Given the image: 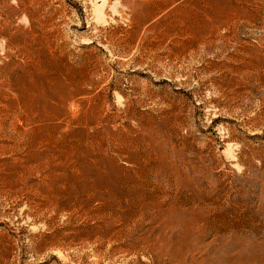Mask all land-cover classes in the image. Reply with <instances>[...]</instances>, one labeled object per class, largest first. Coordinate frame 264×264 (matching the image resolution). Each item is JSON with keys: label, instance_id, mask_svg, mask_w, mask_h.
Wrapping results in <instances>:
<instances>
[{"label": "rangeland", "instance_id": "1", "mask_svg": "<svg viewBox=\"0 0 264 264\" xmlns=\"http://www.w3.org/2000/svg\"><path fill=\"white\" fill-rule=\"evenodd\" d=\"M0 264H264V0H0Z\"/></svg>", "mask_w": 264, "mask_h": 264}, {"label": "bare ground", "instance_id": "2", "mask_svg": "<svg viewBox=\"0 0 264 264\" xmlns=\"http://www.w3.org/2000/svg\"><path fill=\"white\" fill-rule=\"evenodd\" d=\"M100 178L104 179L101 176H100ZM101 179H99V177H93L87 181L79 182L76 185V187L74 188V190L70 191L71 193L80 192L82 195L80 197H77V196L72 197V198H74L75 202H74V208H71V210L72 209L76 210L79 208L82 209V208L87 206L88 211H89L93 207V206H90L91 201H99L101 204V208H103L104 211H105V209L106 210H113V211L114 210H116V211L123 210L124 211V210H132V208H137V209L143 210L147 206L150 205V201L152 198H150L151 197L150 192H147V190H146L147 186H149L147 183L138 181L135 178H119L116 180L113 179V180H109V181H104ZM54 190H52V191H54ZM59 194H58V196H59ZM70 203H72V202H70ZM70 203H69V205H70ZM56 204H57V202H56ZM97 207H96V209H97ZM49 209H50V207H49ZM86 212H87V210H86ZM90 213H92V212H90ZM96 215H97V213H96Z\"/></svg>", "mask_w": 264, "mask_h": 264}]
</instances>
